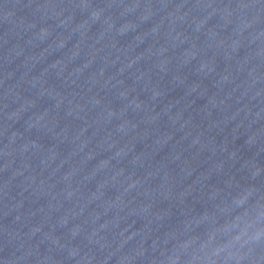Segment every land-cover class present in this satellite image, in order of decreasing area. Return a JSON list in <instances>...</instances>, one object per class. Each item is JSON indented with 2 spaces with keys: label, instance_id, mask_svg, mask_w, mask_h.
Listing matches in <instances>:
<instances>
[{
  "label": "water",
  "instance_id": "obj_1",
  "mask_svg": "<svg viewBox=\"0 0 264 264\" xmlns=\"http://www.w3.org/2000/svg\"><path fill=\"white\" fill-rule=\"evenodd\" d=\"M0 264H264V0H0Z\"/></svg>",
  "mask_w": 264,
  "mask_h": 264
}]
</instances>
